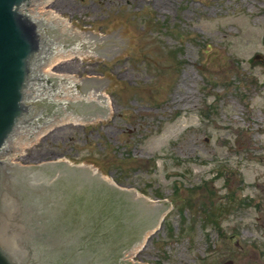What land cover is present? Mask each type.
<instances>
[{"label":"rangeland","instance_id":"1","mask_svg":"<svg viewBox=\"0 0 264 264\" xmlns=\"http://www.w3.org/2000/svg\"><path fill=\"white\" fill-rule=\"evenodd\" d=\"M70 22L126 26L125 56L61 57L102 88L106 120L53 126L20 166L88 165L170 202L138 264H264V0H54ZM88 104V103H86ZM72 111V110H71ZM215 215L214 217L212 216Z\"/></svg>","mask_w":264,"mask_h":264},{"label":"water","instance_id":"2","mask_svg":"<svg viewBox=\"0 0 264 264\" xmlns=\"http://www.w3.org/2000/svg\"><path fill=\"white\" fill-rule=\"evenodd\" d=\"M31 2L0 0V264H128L123 254L157 231L166 203L139 197L89 168L59 161L25 167L11 155L20 153L11 144L64 120L65 112L106 115L100 104L57 103L68 80L48 76L60 56L124 57L126 26L111 30L47 17L41 23L28 10ZM50 24L78 44L50 47L58 36Z\"/></svg>","mask_w":264,"mask_h":264},{"label":"bare ground","instance_id":"3","mask_svg":"<svg viewBox=\"0 0 264 264\" xmlns=\"http://www.w3.org/2000/svg\"><path fill=\"white\" fill-rule=\"evenodd\" d=\"M47 3H48V1H47ZM36 8L37 9H40V8L44 9V6H43V4L37 5ZM47 12H48V14L44 13L43 17L70 22L67 18L61 16L60 14H58L54 10H52V11L49 10ZM42 13L43 12H41V14ZM80 56H82V55H80ZM61 57L73 58L74 56H60L58 58L57 62L61 61V59H62ZM48 77L68 80V82L60 84V89H64V91L62 92L61 96L59 97L57 103L100 104L103 107L107 108L106 109V115H103V114L94 110L95 117H94V119H92V118L72 116V111H68V112L63 113V116L65 118L64 120L42 126V127H40V133L39 134H36L34 136H31L29 138H26L24 140H21L19 142L11 144V146L13 147L14 150L20 149V153H11L14 164H15V159L18 156L23 155L24 148L31 146L33 143L37 142L53 126L68 124V123H73L75 125H83V124H86L87 122H90V121L106 120L110 117V115L112 113L111 101L106 96V93L104 92V90H102V88H98L100 86L95 87V88H91L85 94H82L80 92L82 81L76 79L74 76L56 75L51 71ZM80 168H89V169H91L92 173L100 175L105 180L109 181L112 184H115L113 179H110L109 177L104 176L98 169H94L93 167H90L88 165H80ZM137 194H138V196H140L139 193H137ZM155 204L159 205L161 203L158 202ZM168 207L169 206H166V210H165L162 222L160 224V228L162 227L164 219L168 213V210H169ZM158 231H156V233ZM156 233H154V232L148 233L144 238L145 242L140 243L138 245H135L133 248H131V253H125L124 254V257H125L128 264H138L136 262H133L134 254L138 253L143 248L144 244L146 243V240H148L150 237H152Z\"/></svg>","mask_w":264,"mask_h":264},{"label":"trees","instance_id":"4","mask_svg":"<svg viewBox=\"0 0 264 264\" xmlns=\"http://www.w3.org/2000/svg\"><path fill=\"white\" fill-rule=\"evenodd\" d=\"M212 216L214 217L215 215L212 214Z\"/></svg>","mask_w":264,"mask_h":264}]
</instances>
